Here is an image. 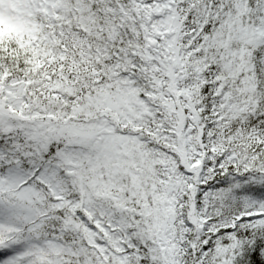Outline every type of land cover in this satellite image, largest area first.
Wrapping results in <instances>:
<instances>
[{
	"label": "snow or ice",
	"instance_id": "snow-or-ice-1",
	"mask_svg": "<svg viewBox=\"0 0 264 264\" xmlns=\"http://www.w3.org/2000/svg\"><path fill=\"white\" fill-rule=\"evenodd\" d=\"M0 264H264V0H0Z\"/></svg>",
	"mask_w": 264,
	"mask_h": 264
}]
</instances>
